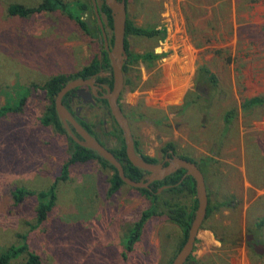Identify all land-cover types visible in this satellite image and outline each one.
I'll return each instance as SVG.
<instances>
[{"label": "rangeland", "instance_id": "374dc122", "mask_svg": "<svg viewBox=\"0 0 264 264\" xmlns=\"http://www.w3.org/2000/svg\"><path fill=\"white\" fill-rule=\"evenodd\" d=\"M40 1L0 0V109L24 97L16 112L0 117V254L23 236L42 264H171L183 233L162 213L126 249L150 204L145 194L126 185L111 192L114 172L98 160L69 165L61 179L72 144L44 125L51 100L43 86L100 58L103 39L93 9L82 16L91 34L61 13L19 18L6 12L9 4L35 8ZM101 4L100 22L111 36ZM127 16L136 27L165 34L128 37L132 55H165L153 67L130 64L124 74L119 105L138 152L160 162L172 143L176 156L211 160L201 168L212 211L185 264H264V253L254 250L264 248V224L258 226L264 221V105L241 110L245 100L264 97V0H127ZM201 66L216 77V87L196 80ZM186 101L195 103L184 107ZM76 108L106 148L123 145L106 104L78 101ZM231 110L237 117L226 127L222 119ZM52 186L55 200L42 223L34 197L13 198L16 189L39 193ZM177 201L193 204L187 196Z\"/></svg>", "mask_w": 264, "mask_h": 264}, {"label": "trees", "instance_id": "16d2710c", "mask_svg": "<svg viewBox=\"0 0 264 264\" xmlns=\"http://www.w3.org/2000/svg\"><path fill=\"white\" fill-rule=\"evenodd\" d=\"M126 1V9H127V0ZM102 4L99 6V12L105 15L106 26L110 30H112V18L110 10L105 6L103 0H101ZM89 10H92V5L90 0H75L73 3H65L63 0H41L40 3L35 8L25 7L20 4H9L6 8V12L11 17H19V18H27L33 14H52V13H61L67 16L69 19L74 21L79 27H81L84 31L88 33H92L90 27L82 20L83 14L87 13ZM100 33V30H99ZM164 30L156 29L152 27H136L133 25L131 21H129L127 16L126 21V30H125V50L127 53V60L123 65V73L127 71V67L130 64L143 63L147 67H153L156 61L162 59L164 54H155L154 52H146L142 55H132L129 52V41L128 37H141L146 39H163L164 38ZM103 41V40H102ZM109 44H112V34L108 36ZM220 53V51L216 52ZM107 72L110 73V77H102L99 73ZM101 73V74H102ZM95 77V80L99 83H102L106 86H112V75H111V66L107 52L104 50V45L102 44V52L100 58H96L92 60L87 66L83 67L80 71L75 74L64 76V75H56L48 79L43 89L51 100V106L47 112V116L43 119L44 125H53L59 132L63 133L72 144V152L69 157L68 163L64 165L61 169V179L65 180L68 175V167L72 164H85L92 160H98L104 167L110 168L113 170L114 174L110 181L111 184V192L117 191L123 184L121 179L119 178L117 171L115 168L110 165L107 161L100 158L94 151L83 148L79 146L76 142L72 140V138L66 133L63 128L62 123L60 122L57 113L54 107V99L60 89L66 85L68 82L75 79H90ZM196 80L201 82H205L210 87L217 86L216 77L208 70V68L201 66L198 68L196 73ZM125 85V79H124ZM70 92L67 93L62 102L64 106L70 111L69 106V96ZM24 101V97H22L19 101L18 105H11L0 109V117L5 115L8 112H16L19 109V105ZM97 103H103L107 105V102L102 99H95ZM195 102L186 101L184 107H188ZM264 105V97H254L248 100H245L241 104V110L244 114H248L252 112L254 109L258 107H262ZM108 107V105H107ZM124 114V113H123ZM125 116V115H124ZM126 117V116H125ZM237 117V112L234 110L228 111L223 116V124L228 127L233 120ZM114 120V119H113ZM115 122V121H114ZM78 123L96 140L99 141L96 134L93 132L91 126L87 124L85 121H78ZM116 124V122H115ZM117 125V124H116ZM72 132L78 137L75 133L74 129H71ZM120 134L122 133L119 129ZM79 138V137H78ZM100 142V141H99ZM101 143V142H100ZM123 145L115 150H110L114 157L120 162L122 168L124 170V174L130 180L135 182L142 181L147 175L148 172H145L141 169L134 167L129 160L127 159L125 152L124 140L122 141ZM103 145V143H101ZM135 151L141 156L146 162L151 164L158 163L155 159H151L149 157L141 155L136 147V142L134 140ZM104 146V145H103ZM167 150H171L174 155L175 154V146L172 143L167 144L163 153L167 152ZM182 159L195 163L200 171L202 172L201 165H208L211 160L209 158L201 159L198 162L192 159L178 156ZM203 174V173H202ZM204 176V175H203ZM205 180V179H204ZM138 191L145 194L149 200L150 204L146 210L143 211L140 219L136 222L129 232L128 236L125 239V245L127 250H131L133 245L139 239L141 234V230L151 217L157 215L158 213L164 214L167 219L178 226L182 233L183 239L178 248V251L181 249L184 244L188 229L194 217V212L197 207L196 200V190H195V182L190 176H185L184 170H178L176 173L166 177L161 181H155L151 183L147 189H137ZM161 190V191H159ZM55 186L49 188V190L39 193H33L31 191H26L23 189H16L13 193V198L15 201L22 202L26 197H34L38 201V207L36 209L37 221L39 223L44 222L48 213L50 212L54 200H55ZM164 195L171 196L170 198H164ZM182 196L192 197L193 204L192 206H186L180 202H178V198ZM211 207H207V215L206 219L211 214ZM205 219V220H206ZM204 223V222H203ZM264 224L262 221L258 226ZM203 226V225H202ZM223 244H225L224 240H220ZM23 257L22 264H42L39 255L31 251L28 245L25 242V237L22 236V241L19 245L13 246L6 250L4 253L0 254V264H10L12 261ZM189 260V259H188ZM187 260V261H188ZM172 264V263H171Z\"/></svg>", "mask_w": 264, "mask_h": 264}, {"label": "water", "instance_id": "95a60500", "mask_svg": "<svg viewBox=\"0 0 264 264\" xmlns=\"http://www.w3.org/2000/svg\"><path fill=\"white\" fill-rule=\"evenodd\" d=\"M90 2L102 33L104 50L107 52L109 57L112 86L109 87L102 85L101 88L98 87L99 85L96 82L95 77L86 80H72L64 85L57 93L54 99L55 111L63 125V128L72 140L79 146L94 151L100 158L112 165L117 171L119 178L126 186L136 189H147L151 183L161 181L176 173L178 170H184L185 176H190L194 180L197 207L188 229L186 240L172 261V264H185L192 255L198 232L201 229L207 215L208 196L204 176L195 163L182 159L174 154H172V157H166L163 163L151 164L146 162L136 153L134 139L128 120L124 116L119 105V97L124 87L123 65L127 59V53L124 46L127 21L126 1L103 0L105 6L110 10L112 18L111 45L108 41V35L104 31L100 22L97 0H90ZM101 73L102 72H100L99 75H101ZM85 88H90L91 92L86 91ZM102 89L105 90V94L99 97L98 91L101 92ZM75 90L78 97L82 99L84 104L94 103L92 95L95 98H100L107 102L110 114L122 132L127 159L134 167L148 172V175L142 181L135 182L127 178L124 174L122 165L114 157L111 151L91 136L64 106L62 102L64 96ZM71 129H74L79 138L72 132ZM250 238L251 236L248 237V239ZM254 250L258 254L264 253V248L261 247L254 246Z\"/></svg>", "mask_w": 264, "mask_h": 264}, {"label": "flooded vegetation", "instance_id": "af4514ba", "mask_svg": "<svg viewBox=\"0 0 264 264\" xmlns=\"http://www.w3.org/2000/svg\"><path fill=\"white\" fill-rule=\"evenodd\" d=\"M126 60H127V59H126ZM125 62H126V61H125ZM96 82H97V81H96ZM97 83H98V85H99L98 87H100V88H101L102 85H104V84L99 83V82H97ZM85 90L88 91V92H91L90 88H85ZM103 94H105V90H104V89H102L101 92L98 91V96H99V97L102 96ZM69 96H70V98H69L70 111H69V110H68V111L74 116V118H75L77 121H81V118L79 117L80 108H76L75 110H72V106H73L76 102H78V101H81V102H82V99H81L80 97H78L76 90L70 92ZM92 97H93L94 102H95V99H100V98H95L93 95H92ZM102 100H103V99H102ZM82 103H83V102H82ZM128 123H129V122H128ZM171 152H172L171 150H167V152L163 153V158H162V160H161L160 162H158V163H163L166 157H172L173 152H172V153H171ZM247 244H248V245H249V244H252V241L249 242V243H247ZM250 247H251V246H250ZM252 249H253V247H252Z\"/></svg>", "mask_w": 264, "mask_h": 264}, {"label": "bare ground", "instance_id": "6f19581e", "mask_svg": "<svg viewBox=\"0 0 264 264\" xmlns=\"http://www.w3.org/2000/svg\"><path fill=\"white\" fill-rule=\"evenodd\" d=\"M257 250H258V248H257ZM261 251V250H260Z\"/></svg>", "mask_w": 264, "mask_h": 264}]
</instances>
